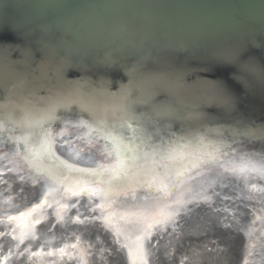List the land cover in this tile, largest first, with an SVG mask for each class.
Listing matches in <instances>:
<instances>
[{
    "label": "water",
    "instance_id": "water-1",
    "mask_svg": "<svg viewBox=\"0 0 264 264\" xmlns=\"http://www.w3.org/2000/svg\"><path fill=\"white\" fill-rule=\"evenodd\" d=\"M130 83L155 103L184 109L195 127L222 124L235 129L236 121H242L243 134L225 136L224 143L232 148L222 150L241 157L235 159L237 165L259 167L264 156V0H0V120L29 102L46 106L52 85L66 92L78 90L85 99L100 93L102 102ZM231 96L236 99L230 101ZM64 102L71 103V98ZM230 102L234 107L227 116ZM77 113L79 99L68 113L57 109L53 129L58 132L66 119H87ZM178 126L173 123L174 129ZM12 134H0V257L11 250L7 264H44L39 260L52 256L50 246L41 242L44 236L49 244H61L62 238H74L71 246L79 239L92 241L81 253L90 264H127L121 245L125 237L135 236L134 229L119 221L113 222L115 228L101 221L78 225L73 223L74 211L59 223L53 215L46 216L55 208L38 213L41 224L33 230L35 239L19 244L20 233L7 227L8 216L37 200L27 173L4 158L14 150L4 143ZM218 139L209 136V142ZM96 158L93 151L81 159H92L87 164L94 166ZM9 167L11 172L6 171ZM204 173L186 179L169 199L184 198L200 181L218 185L217 191L214 185L209 189L219 196L205 195L211 197L210 207L186 206L176 217L186 216L175 227V249L174 241L161 243L163 234L174 237V227L157 229L145 242L147 264H241V256L246 264H264V179L252 172L221 173L219 165ZM111 199L117 211L165 202L163 193L146 187ZM81 202L87 204V197ZM83 213L81 218L89 216ZM209 218L215 227L208 226ZM64 260L76 264L74 256Z\"/></svg>",
    "mask_w": 264,
    "mask_h": 264
},
{
    "label": "snow or ice",
    "instance_id": "snow-or-ice-1",
    "mask_svg": "<svg viewBox=\"0 0 264 264\" xmlns=\"http://www.w3.org/2000/svg\"><path fill=\"white\" fill-rule=\"evenodd\" d=\"M100 95L97 93L85 99L78 90L66 92L52 85L49 99L43 102L46 106L36 107L29 102L0 120V134L13 133L4 138L5 146L11 143L14 147L11 155L5 153L4 158L20 173H27L34 189L39 186L37 202L17 215L8 216L9 222L16 223L13 232L19 229L20 245L29 238L35 239L33 230L41 224L38 213L55 208L59 223L63 220V213L75 209L73 223L78 225L88 221H101L104 226L114 228V221L130 225L135 236L125 237L127 242L121 245L127 253V264H147L145 242L152 239L157 229L163 230L169 223H175V218L181 215L180 210L186 205L211 206L209 196L202 200L169 199L186 179L203 176L204 170L212 165H219L221 173L252 172L264 179V156L260 158L259 167L248 162L237 165L235 159L242 158L234 152L222 150L232 148L224 143L225 136L243 134L240 131L244 127L242 121H236L235 129L222 124L195 127L191 124L193 117L185 115L184 109L168 103H155L134 83L117 89L115 97L105 96L102 102L98 100ZM69 98L71 103H65L64 100ZM78 99L77 116L86 114L87 119H66L60 130L55 131L53 123L59 120L57 109L68 113ZM235 99V96L229 97L230 101ZM233 107L230 102L227 116L231 115ZM174 122L179 125L175 129ZM247 131L244 128V132ZM211 135L219 139L209 142ZM65 148L68 149L67 158L60 154ZM93 151L97 153L94 166L81 164L82 156ZM6 171L11 172L12 168H6ZM20 179L24 180L25 176L20 175ZM143 187L149 192L155 189L163 193L165 202L155 208L144 205L132 210L114 209L116 201L111 199L113 196L129 191L135 193ZM212 195L219 196V193L213 192ZM84 197H87L85 207L90 215L81 218L79 206ZM208 226L215 227L211 218ZM120 235L121 230L117 228V243ZM12 239L17 237L13 235ZM10 259L11 250L8 255L0 257V264H7ZM241 264H246L243 256Z\"/></svg>",
    "mask_w": 264,
    "mask_h": 264
},
{
    "label": "bare ground",
    "instance_id": "bare-ground-1",
    "mask_svg": "<svg viewBox=\"0 0 264 264\" xmlns=\"http://www.w3.org/2000/svg\"><path fill=\"white\" fill-rule=\"evenodd\" d=\"M66 152H67V149L65 148V149H63V150H60V154L61 155H63V156H65L66 158L68 157V155L66 154ZM93 160L92 159H81L80 160V163L81 164H84V163H90V162H92ZM202 181H200V182H198V183H196V185L197 186H195L194 188H193V190H192V192H190V193H188L187 194V196H185L186 198H188V199H191V200H199L200 198H196V197H198V196H202V195H204V197H205V195H208V194H210V193H213V191L216 189V187H218V185H214V184H212L213 182H209V181H204V183L202 182V184L200 185V183H201ZM214 185V187H213V189L214 190H210L209 189V187L210 186H213ZM38 188L39 187H37L35 190H36V192L38 191ZM205 188H207L206 190H204ZM202 190V191H201ZM215 191H217V190H215ZM214 191V192H215ZM184 197V198H185ZM211 198V197H210ZM4 202V201H3ZM6 205H8L7 203H5ZM9 205H11V204H9ZM85 205H87V204H85V203H83V202H81V205L79 206V212L80 213H82V211L84 212L83 214H86V215H90V213H89V211H88V209H87V207H85ZM16 206V205H15ZM15 206H11V208H15ZM187 207H191V206H193V204H189V205H186ZM185 206V207H186ZM8 207V206H7ZM10 207V206H9ZM185 207L184 208H182L180 211L182 212L184 209H185ZM74 211V213L76 212V210L75 209H73L71 212H65V213H63V219H65V217L66 216H68V215H70L72 212ZM184 213V212H183ZM48 215H53L55 218H57V220H58V217L56 216V211H53V213L51 212V210L50 211H48V212H46V216H48ZM97 215H99V213H97ZM186 216H183L182 218H180V219H178V220H176L175 221V223H169V225H168V227L169 226H171V227H174V231L175 232H177L175 235H174V237H170L171 235L170 234H166V235H162V236H164L163 238H161V243H164V242H170V243H173V241H174V249H175V247H176V242H177V240L178 239H176L177 238V236H178V230L175 228V227H177V225L181 222V220L182 219H184ZM176 219V218H175ZM7 227L12 231L13 229H15L16 228V223L15 222H7ZM167 227V228H168ZM16 231H18V233H20L19 232V229H16ZM53 232V231H52ZM174 232V233H175ZM75 233V232H74ZM180 234V233H179ZM71 235H73V233H71ZM74 236H75V234H74ZM73 236V237H74ZM72 239H74V238H62V241H61V244L59 245L58 243H54V244H49L48 243V241H46V239H44V236H43V238L41 237V242L42 243H44V246H46L47 245V247L48 246H50L49 247V250H50V252L51 253H53L52 254V256L51 257H49V259H52V260H49V259H44V258H42L41 260H39V262L40 263H44V264H63L62 263V261L64 260V259H66V258H69V256H74V259H76V264H77V262H79L80 264H90V262H88L89 260V258H88V256L86 255V253H85V256H81V253L85 250V249H87V246H88V249L90 248V244H88V243H91L92 244V241H90V242H88V240L87 239H79L77 242L78 243H76L75 244V247H73V245L71 246L70 245V242H71V240ZM85 240H87V241H85ZM166 240V241H165ZM73 242H76V241H74L73 240ZM88 242V243H87ZM83 244V245H82ZM41 246H43V245H41ZM83 247L85 248V249H83ZM60 249H63V252H61L60 251ZM83 249V250H82ZM92 251V249L89 251L88 250V252H89V255H91L90 254V252ZM93 252V251H92ZM53 261V262H52ZM65 261V260H64ZM84 262V263H83ZM88 262V263H87ZM31 264H35L34 263V261H31L30 262ZM220 263V260H219V262H218V264ZM36 264H37V262H36ZM95 264H98V263H95ZM101 264V263H100ZM192 264H194V262H192Z\"/></svg>",
    "mask_w": 264,
    "mask_h": 264
}]
</instances>
